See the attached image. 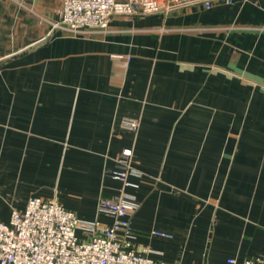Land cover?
<instances>
[{
  "label": "crops",
  "instance_id": "crops-1",
  "mask_svg": "<svg viewBox=\"0 0 264 264\" xmlns=\"http://www.w3.org/2000/svg\"><path fill=\"white\" fill-rule=\"evenodd\" d=\"M157 1L71 34L50 30L61 0H0V219L38 196L110 224L98 201L130 149L133 244L165 263L264 257V0Z\"/></svg>",
  "mask_w": 264,
  "mask_h": 264
},
{
  "label": "built area",
  "instance_id": "built-area-1",
  "mask_svg": "<svg viewBox=\"0 0 264 264\" xmlns=\"http://www.w3.org/2000/svg\"><path fill=\"white\" fill-rule=\"evenodd\" d=\"M213 1L233 0H167L166 10ZM161 10L157 0H61L58 18L49 22L50 30L59 29L82 34L107 27L115 16L154 14ZM122 124L136 131L138 120L124 118ZM130 149H123L117 165L108 175L121 182V190L111 197H101L97 209L111 218L110 224L78 219L56 200L30 196L23 208H14L9 219H0V264H176L151 258L149 248L130 241V218L138 201L123 191L131 185L128 176ZM79 231L81 233H79ZM168 237L167 232L154 230ZM229 264H236L228 258ZM241 264H264V257L246 258Z\"/></svg>",
  "mask_w": 264,
  "mask_h": 264
}]
</instances>
